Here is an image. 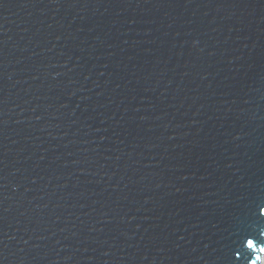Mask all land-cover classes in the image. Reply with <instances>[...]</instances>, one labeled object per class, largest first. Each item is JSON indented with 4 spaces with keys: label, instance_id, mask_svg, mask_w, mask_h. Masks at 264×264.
I'll use <instances>...</instances> for the list:
<instances>
[{
    "label": "water",
    "instance_id": "water-1",
    "mask_svg": "<svg viewBox=\"0 0 264 264\" xmlns=\"http://www.w3.org/2000/svg\"><path fill=\"white\" fill-rule=\"evenodd\" d=\"M259 206L264 0H0V264H263Z\"/></svg>",
    "mask_w": 264,
    "mask_h": 264
},
{
    "label": "snow or ice",
    "instance_id": "snow-or-ice-1",
    "mask_svg": "<svg viewBox=\"0 0 264 264\" xmlns=\"http://www.w3.org/2000/svg\"><path fill=\"white\" fill-rule=\"evenodd\" d=\"M259 215L261 217H264V206H259ZM248 246L249 248L253 247V243L251 239L248 240ZM261 251H264V249H261ZM257 259H259V257H257Z\"/></svg>",
    "mask_w": 264,
    "mask_h": 264
},
{
    "label": "rangeland",
    "instance_id": "rangeland-1",
    "mask_svg": "<svg viewBox=\"0 0 264 264\" xmlns=\"http://www.w3.org/2000/svg\"><path fill=\"white\" fill-rule=\"evenodd\" d=\"M264 264V263H263Z\"/></svg>",
    "mask_w": 264,
    "mask_h": 264
}]
</instances>
